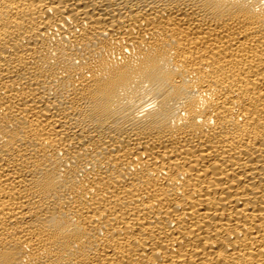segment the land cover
I'll return each mask as SVG.
<instances>
[{
  "label": "bare ground",
  "instance_id": "1",
  "mask_svg": "<svg viewBox=\"0 0 264 264\" xmlns=\"http://www.w3.org/2000/svg\"><path fill=\"white\" fill-rule=\"evenodd\" d=\"M0 264H264V0H0Z\"/></svg>",
  "mask_w": 264,
  "mask_h": 264
}]
</instances>
